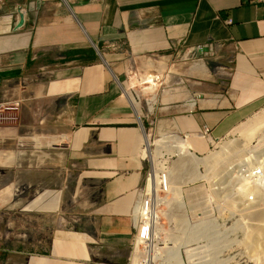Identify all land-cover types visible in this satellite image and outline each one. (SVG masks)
I'll list each match as a JSON object with an SVG mask.
<instances>
[{
    "label": "crops",
    "instance_id": "0c3cea01",
    "mask_svg": "<svg viewBox=\"0 0 264 264\" xmlns=\"http://www.w3.org/2000/svg\"><path fill=\"white\" fill-rule=\"evenodd\" d=\"M89 49L95 57L66 60ZM27 99L60 104L57 143L73 178L36 190L42 251H12L2 217L0 264L12 252L24 264H127L147 172L142 123L200 154L205 128L224 138L264 106V3L0 0V101Z\"/></svg>",
    "mask_w": 264,
    "mask_h": 264
},
{
    "label": "rangeland",
    "instance_id": "374dc122",
    "mask_svg": "<svg viewBox=\"0 0 264 264\" xmlns=\"http://www.w3.org/2000/svg\"><path fill=\"white\" fill-rule=\"evenodd\" d=\"M25 102L27 105L21 102L14 108L3 107L0 101V229H2L4 216L5 229L6 225H10L12 251L22 246L30 253H38L42 251L38 245L39 220L38 213L31 204L36 190L42 192L57 185L61 186L66 179L73 177L65 175L66 172L62 169L61 144L57 143L63 131L56 114L60 104L35 99H27ZM262 113H264V106L239 124L228 136L213 140L211 145L204 142L206 146L200 154L191 149L199 158H205L211 153L221 151L227 143H234V149L229 151L232 154L223 155L224 158L219 159L221 162L218 160L216 165H212L215 169L211 170L205 165L199 166L198 172L200 175H206L204 178L186 179V182L177 184L181 187V197L187 217L197 221L202 220L200 222L209 221L204 217L216 219L212 222V227L215 225L218 246L228 244V248H222V251L216 254L220 261L227 260L222 264H254L247 258L245 245L240 243L244 237L242 226L244 227L248 218H243L242 221L239 218L244 217L241 210L247 211L249 206L244 204L240 206L237 203L240 202L244 189L250 188V185L258 188L259 192H264V168L255 169L261 165L258 162L264 165V127L249 141L245 140L238 129L243 123ZM142 124L152 144L151 149L156 153H154V161L152 157H147L146 169L154 165L158 170L164 161L167 162L169 170L179 165L182 159L175 149L169 144H160L164 141L161 138L167 135L156 136L153 132L149 133V125L146 122ZM242 144L246 146L240 148ZM234 151H237L236 154ZM253 196L251 195L250 198ZM169 199L174 198L171 195ZM160 211L163 220L169 218L168 204L160 208ZM198 217L201 218L198 219ZM243 221L246 223L244 224ZM237 223L241 224L236 225ZM170 228H172V221ZM232 229L235 231L233 232ZM19 242L24 243L25 246L18 245ZM121 254L124 255V251ZM11 259L12 264H24V261L13 252Z\"/></svg>",
    "mask_w": 264,
    "mask_h": 264
},
{
    "label": "bare ground",
    "instance_id": "6f19581e",
    "mask_svg": "<svg viewBox=\"0 0 264 264\" xmlns=\"http://www.w3.org/2000/svg\"><path fill=\"white\" fill-rule=\"evenodd\" d=\"M263 127H264V113L256 116L254 119L248 121L247 123H243V125L238 129V131L241 135L244 136L245 140L249 141V139L252 140V137ZM161 139L164 141L160 142V144L164 143V144L171 145V147H173L175 151L177 152V155L182 159L179 165H177L174 169L169 170L170 171V185H171V190H172V196L174 199L167 201V204L170 206V213L168 217L171 220L174 219L178 221V224L182 225V229L180 230L179 235L175 238H171L170 243L174 247V255L171 254V257L176 258L175 264H180V261L182 258L181 249L185 246L186 253H189L192 251L191 248H188L191 242L196 241L198 239H205L208 242V246H207L208 255L207 256L211 264H222L224 263V261H227V260H223V262L220 261V259H217L216 254L222 251V248H228V244L218 246L216 229L214 230L215 225L214 227H212L213 224L210 221L200 222L196 224L194 228L188 226L187 215H186L184 203L181 197V187L178 186L177 184H182L183 182H186L185 181L186 179L189 180L193 178L194 180L197 178H202V177L204 178L206 175L205 176L200 175V173L198 172L199 166L205 165L211 170L215 169L213 168L214 166L212 165H216L215 163L219 159H221L223 155H226V153H229V151L234 147V143L229 142L226 145L224 144L225 146L221 148V151L211 153L208 157H205V158H199L196 155V153L191 151L192 149L191 144L189 143V141L186 140V138H182L178 135H172V136L169 135ZM142 140H144V145H143L144 147L142 149L143 156L152 157V160H153L156 153L154 152V150L151 149L152 144L148 140L147 136H145V138ZM245 146L246 144L244 145L242 144L240 148H243ZM229 154H232V153H229ZM221 160L219 161L221 162ZM258 164H261V165L256 168L254 167L256 170L257 168L259 169L261 167H262L261 169L264 168V165L262 163L258 162ZM251 170L253 171V169ZM157 174H158V170L156 169L155 177H157ZM259 175L263 176V174H259ZM250 186H249L250 188H246V190L244 189V191L241 194L242 196L240 197V202L237 203L240 206L242 204L249 206V209L247 208L248 209L247 211L241 210L242 213L236 210L237 212H240L241 214L244 215V217L239 218V220L246 218V217L248 218V219L246 218L248 220L247 223L245 222L246 224L243 221V223L245 224L244 227L241 225L242 228L244 229V234H243L244 237H243V240L240 241V243H242V245H245L246 250H247L246 253L248 255L247 258L250 261H252L254 264H264V192H259L258 188L254 187V185L253 186L250 185ZM152 190L154 192L153 195L156 196V192L158 191V189L154 183V178L152 179ZM251 195H254L255 197L253 196V198H250ZM241 208H243V206ZM156 214L158 218V212ZM200 218L201 217H198V219ZM240 224L241 223L239 224L237 223L236 225H240ZM235 228L237 229V226ZM238 228L240 230V227ZM241 232L243 231L241 230Z\"/></svg>",
    "mask_w": 264,
    "mask_h": 264
},
{
    "label": "built area",
    "instance_id": "2783aa9c",
    "mask_svg": "<svg viewBox=\"0 0 264 264\" xmlns=\"http://www.w3.org/2000/svg\"><path fill=\"white\" fill-rule=\"evenodd\" d=\"M84 1V0H82ZM90 1V0H89ZM264 3V0H256ZM14 13L20 17H24L27 10L20 4L13 7ZM17 15V17H19ZM21 25L20 22H18ZM184 138V137H182ZM199 138L212 142L215 139L211 136V130L205 128L199 135ZM144 147V146H143ZM147 157H144L146 162ZM156 176L155 166L151 165L147 169L145 182L140 188L138 200L131 210V218L133 222V234L130 243V251L127 264H175L174 247L170 243L171 238L179 235L182 225L178 221L167 218L165 220L160 216V208L165 207L172 195L170 185V171L167 162H163L158 168ZM158 189L156 196L152 190V179ZM158 212V218L157 213ZM210 222H215L214 217H204ZM203 219V220H204ZM172 221V228L170 222ZM202 220H194L187 217L189 227H195ZM208 242L205 239H198L191 242L188 248L192 249V253H186L185 246L181 249L182 258L180 264H211L208 259Z\"/></svg>",
    "mask_w": 264,
    "mask_h": 264
},
{
    "label": "trees",
    "instance_id": "16d2710c",
    "mask_svg": "<svg viewBox=\"0 0 264 264\" xmlns=\"http://www.w3.org/2000/svg\"><path fill=\"white\" fill-rule=\"evenodd\" d=\"M66 60H72V59H77V57L79 56V58L81 57H95L96 53L93 49H89V50H74L71 52H67L66 54Z\"/></svg>",
    "mask_w": 264,
    "mask_h": 264
},
{
    "label": "water",
    "instance_id": "95a60500",
    "mask_svg": "<svg viewBox=\"0 0 264 264\" xmlns=\"http://www.w3.org/2000/svg\"><path fill=\"white\" fill-rule=\"evenodd\" d=\"M96 51H97V53L101 56V54H100V52H99V50H98V48H96ZM142 128L144 129V126H143V124H142Z\"/></svg>",
    "mask_w": 264,
    "mask_h": 264
},
{
    "label": "clouds",
    "instance_id": "9594fccd",
    "mask_svg": "<svg viewBox=\"0 0 264 264\" xmlns=\"http://www.w3.org/2000/svg\"><path fill=\"white\" fill-rule=\"evenodd\" d=\"M66 1V0H65Z\"/></svg>",
    "mask_w": 264,
    "mask_h": 264
}]
</instances>
